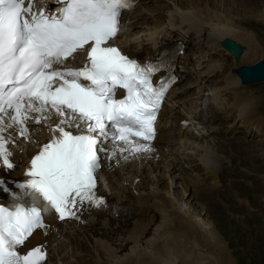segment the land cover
<instances>
[{"label":"bare ground","instance_id":"bare-ground-1","mask_svg":"<svg viewBox=\"0 0 264 264\" xmlns=\"http://www.w3.org/2000/svg\"><path fill=\"white\" fill-rule=\"evenodd\" d=\"M168 1L173 2L171 7L164 4ZM256 2L141 0L134 11L126 14L130 22L128 33L121 34L118 42L124 43L129 54L145 60L154 58L163 47L185 45L180 57L184 67L182 82L170 94L171 106L165 105L160 117L158 138L167 132L168 136L159 143L146 144L151 151L137 153L121 152L123 144L104 143L101 172L107 187L101 183L99 191L118 207L129 208L120 222L103 212L89 211L86 226L56 225L37 230L24 252L41 246L50 255L46 264H186L189 258L194 259L189 264H234L214 222L204 220L202 213L204 216H209L210 211L223 213L224 206L239 213L248 201V195H242L239 190L248 191V187H255L257 180L259 191L264 186V177L254 175L259 173L255 168L258 159H264V140L254 141V138H264V97L255 96L246 86L263 82L264 77L252 82L243 79L244 67L264 64L261 60L264 45L247 27L249 21L244 18L252 14L256 22L264 23V9L260 10L264 5L258 9ZM58 9L57 6L54 10ZM224 40L240 43H236L240 48L237 57L221 47ZM209 90L212 94L206 95ZM225 95L230 98L226 103L222 101ZM207 99L210 101L206 106ZM175 103L179 106L175 107ZM233 116L234 123L240 119L239 128L245 129L239 133L245 136L226 139L224 135L232 137L229 133L232 122L226 124ZM186 118L196 119L201 126L191 125L182 130L180 122ZM59 119L53 113L49 123L55 127ZM27 128L28 139L21 137L16 127L3 133L14 167L6 169L0 161V179L20 180L31 158L53 137L43 123L30 120ZM237 152L244 155L241 164L250 170L244 171L246 174L240 172V177L251 180L252 185L242 179L234 180L233 176L239 172L236 169L227 170L230 162H235ZM169 177L175 179L172 186L181 187L178 197L159 190L158 186ZM212 181L217 184L206 189ZM154 186L157 188L152 190ZM261 194L264 196V190ZM186 200L189 204L195 201L193 212L185 206ZM238 202L240 205L236 206ZM16 203L9 193L0 191V205L14 208ZM258 203L253 202L251 206L264 210V202ZM86 239L94 249L92 254L86 253L87 248L80 250Z\"/></svg>","mask_w":264,"mask_h":264},{"label":"snow or ice","instance_id":"snow-or-ice-1","mask_svg":"<svg viewBox=\"0 0 264 264\" xmlns=\"http://www.w3.org/2000/svg\"><path fill=\"white\" fill-rule=\"evenodd\" d=\"M61 2L60 15L55 16L33 11L32 0H0L3 167H14L3 135L8 128H18L19 135L28 139L27 122L34 120L53 133L51 141L31 158L26 181L16 185L27 198L25 203L14 210L0 207V264H41L45 259L41 246L26 253L19 250L35 230L47 227L45 207L64 220L78 218L73 209L85 203L106 206L95 192L105 141L121 142L125 146L121 152L151 151L133 138H154L159 107L169 86L167 81L153 86L151 76L159 71V64L141 66L108 43L119 31L122 10L131 9L136 0ZM79 50L86 55L82 68L54 67ZM118 88L126 92L121 99L115 98ZM53 113L60 117L55 127L49 123ZM6 185L0 179V191L8 193Z\"/></svg>","mask_w":264,"mask_h":264},{"label":"rangeland","instance_id":"rangeland-1","mask_svg":"<svg viewBox=\"0 0 264 264\" xmlns=\"http://www.w3.org/2000/svg\"><path fill=\"white\" fill-rule=\"evenodd\" d=\"M250 1H252V0H250ZM256 1H257L256 4H257L258 9L262 4L264 5V0H256ZM164 4L167 7H171L173 5V2L171 3L170 1H168V2H164ZM220 4H221V2H220ZM213 5L214 4H211V6H213ZM263 9L264 8L261 7L260 10H263ZM222 13L225 14L224 9H222ZM234 14L235 13H232L233 16H234ZM244 18L248 19V21H249V23H247V27L252 32H254L255 34H257L259 36L260 43H262L264 45V23L256 22L254 20V15H252V14L246 15ZM235 42L238 43L237 41H235ZM238 44L240 45V43H238ZM261 60L264 61V54H263V57L261 58ZM258 62L259 61H257V63ZM254 64H255V62L251 63V64H247V66L254 65ZM187 80H190L189 82H191V79H187ZM212 80H214V79H212ZM184 82L186 84L189 83L188 81H184ZM209 83H211V82H209ZM246 86H249V88L247 90L254 91L255 96L264 97V81L260 82V83H256V84L246 85ZM210 92H211V90H209V92L206 91V95H209V94L211 95L212 93H210ZM227 100H230L229 95L228 96H226V95L222 96L223 102L226 103ZM209 101L210 100L207 99L206 106L209 105ZM234 119H235V116H233L231 119L227 120L228 122L226 125H228L232 122L231 123L232 125H230V126H233V127L231 128L232 130L229 132L230 134H232V137L230 135H224L223 137H225L226 139L239 138V137L242 138L245 136L243 133H239L240 131L245 129L243 127L239 128L238 122L240 119H238V122L236 121L237 123L236 122L234 123ZM234 131H235V133H234ZM196 132H198V131H196ZM256 140H264V138L263 137H261V138L259 137L256 139L254 138V141H256ZM213 146H214V144H213ZM238 152H237V154H235L236 155L235 162L234 163L230 162V165L227 168V170L233 171V169L234 170L236 169L239 172H238V175L233 176V179L234 180L242 179V180H245L249 185H252L253 183L251 180L244 179V178L240 177V174H239L240 172L243 174H246V173H244V171L250 172V170L247 169V167H244L243 164H241V158H244V155H241ZM259 154H261V153L259 152ZM262 154H264V152H262ZM262 156L264 157V155H262ZM212 162H214V161H212ZM260 162H262V164ZM255 165H256L255 168L257 170L259 169L258 170L259 173L254 174V175H258L260 178L264 177V172H263V170H264V159L263 160L258 159V161ZM185 167L188 168V170H191V168H192L188 164H185ZM260 168H262V169H260ZM198 170L201 172V170L199 168H198ZM199 171H197V172H199ZM195 174H196V172H195ZM202 177L203 176H201V178ZM250 177L252 178L253 176H250ZM209 181L210 180H205V182H207V183H209ZM215 182H213V181L211 182L213 185L212 184L206 185V189L209 187L215 186L217 184V183L215 184ZM259 183L260 182L257 180L255 182V187H248V191L239 190V192L242 195H248V201L246 202L247 206L244 210H240L239 213H237L238 210H236V211L230 210L229 206H227L226 208H225V206L223 207V213H214L213 211H210L211 213L209 216L208 215L204 216L202 213V218L204 220L208 219L210 222H214L215 229H216V231L218 230L217 233L220 235L221 241L222 242L224 241L223 243H226L225 245L227 246V248L230 252V255L234 259V264H264V210L251 206V203H253V202H256V203L264 202V196H263V194H261V192L264 190V186L262 187L263 188L262 191H259V189L257 188ZM172 184H175V179L172 177H169L168 180H166V182L160 184L158 187H159L160 191H163V192L166 191L167 193L173 195V197L174 196L178 197V194L181 191V189H180L181 187L178 188L175 185L172 186ZM241 184L244 185V181H241ZM168 185H169V187H168ZM222 185L223 184L220 183V186H219L220 189L223 188ZM103 186L106 187V184H103ZM155 188H157V186H154V188L152 190H155ZM166 188H168V189H166ZM186 202L188 203V205L186 204L185 206H187L188 208L190 207L191 208L190 211L193 212L194 211L193 206H194L195 201H193L192 204H189L188 200H186ZM220 202H221V200L218 201V203H217L219 206H220ZM238 205H240V202H238L236 206H238ZM222 206L223 205H221V207ZM85 241H84V244L82 246L83 249L80 247V250L84 251V249L87 248L86 253L88 251V253L92 254V252H93L92 250H94V249L91 248V245H89L90 240L86 239ZM165 258L168 259L167 257H165ZM189 260H190L189 261V263H190L194 259L191 260L189 258ZM189 263H186V264H189Z\"/></svg>","mask_w":264,"mask_h":264},{"label":"water","instance_id":"water-1","mask_svg":"<svg viewBox=\"0 0 264 264\" xmlns=\"http://www.w3.org/2000/svg\"><path fill=\"white\" fill-rule=\"evenodd\" d=\"M222 47L228 50L232 55L238 56L240 53L239 46L230 40H224L222 42ZM264 77V64H258L255 66L244 67L243 69V79L245 82H252L260 80Z\"/></svg>","mask_w":264,"mask_h":264}]
</instances>
